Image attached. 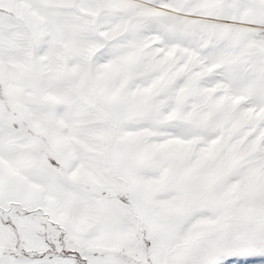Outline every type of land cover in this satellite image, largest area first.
I'll list each match as a JSON object with an SVG mask.
<instances>
[{"label": "snow or ice", "instance_id": "obj_1", "mask_svg": "<svg viewBox=\"0 0 264 264\" xmlns=\"http://www.w3.org/2000/svg\"><path fill=\"white\" fill-rule=\"evenodd\" d=\"M0 264H264V0H0Z\"/></svg>", "mask_w": 264, "mask_h": 264}]
</instances>
